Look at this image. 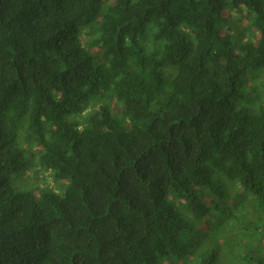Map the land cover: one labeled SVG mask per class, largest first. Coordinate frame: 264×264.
Instances as JSON below:
<instances>
[{
  "label": "trees",
  "instance_id": "16d2710c",
  "mask_svg": "<svg viewBox=\"0 0 264 264\" xmlns=\"http://www.w3.org/2000/svg\"><path fill=\"white\" fill-rule=\"evenodd\" d=\"M0 264H264V0H0Z\"/></svg>",
  "mask_w": 264,
  "mask_h": 264
}]
</instances>
